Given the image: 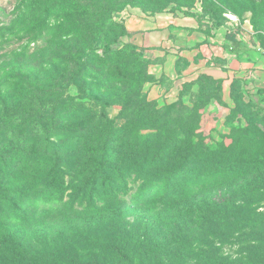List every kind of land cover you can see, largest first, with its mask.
<instances>
[{
	"label": "rangeland",
	"instance_id": "obj_1",
	"mask_svg": "<svg viewBox=\"0 0 264 264\" xmlns=\"http://www.w3.org/2000/svg\"><path fill=\"white\" fill-rule=\"evenodd\" d=\"M53 4H57L59 11L65 9L64 14L68 18L60 23L58 33L52 32V41L45 45L44 40H39L35 44V19L44 16L41 11ZM129 7H139L146 12L172 10L197 15L200 19L214 22V25L227 27L229 35L238 37L264 54V0H0V135L6 129H17L20 121L31 122L44 115H51L53 120L55 115H61L56 127L51 129L55 130L53 139L57 141L61 137L67 181L64 190H51L31 199L30 210L35 217L25 227L30 241L26 246L32 252L30 255L39 257L36 259L41 260L45 246L52 247L51 240L61 233L62 246L71 249L79 260L85 254L84 260H87L88 252L83 245L85 239L97 238L110 223L113 224L110 217L102 222L101 218L106 215L124 217L120 222L126 237L135 233L136 228L144 230L147 225L144 222L155 224L158 232L166 234L174 223L180 222L178 218L193 217L190 209L195 203L222 201L249 175L234 174L235 167L245 162H264V103L247 96L241 87V93L238 90L231 93V105L224 101L222 94V98L217 96L207 105L196 107V115L192 116L196 126L192 136L193 148L204 156L199 155L191 169H209L195 176L196 181H205V185L175 202L152 198L136 203L134 198L142 195L138 190L140 181L129 169L131 163L123 162L137 160L139 151L126 147L122 142L116 148L115 145L107 147L104 144L108 133L112 129H120L125 118L133 117L136 121L135 104L130 106V114L125 111L127 98L142 92L147 94L149 79L145 80V70L150 65L148 57L143 49L127 41L122 26L121 12ZM65 32L71 33L65 35ZM37 45L40 49L32 50ZM27 48L31 49L28 58ZM107 53H111L109 59L114 60L118 68L130 62L132 68L128 74L132 75V84L105 79L101 71L106 65L100 67L99 58ZM67 54L72 57L71 62L65 60ZM67 63L70 68H67ZM21 87L22 96L17 93V88ZM208 87L210 91L215 89L214 86ZM8 90L15 94L6 98L4 95ZM190 101L193 103L192 98L187 99L188 103ZM221 106L226 107V112ZM71 139L78 141L77 144L71 143ZM100 147V156L96 155L94 162L98 167L96 172L102 170L99 165H102L104 159L101 158L106 154L105 159L110 155L116 156L119 170L114 179H108L110 189L102 194L103 199L98 200L94 207V201L80 198L73 175L84 169L83 177H87L89 169L86 166L92 153L88 149ZM162 147L158 146L159 149ZM21 159L30 176H38L45 169L40 160ZM261 170L264 167L257 169L256 174ZM108 173L105 170V174ZM256 174L252 177L257 189L254 198L263 199L264 176ZM86 205H91V209L87 210ZM252 207L255 208L253 218L260 220V225L232 228L235 230L233 234L229 231L231 229H224V232H216L194 246L213 247L221 256L234 262L249 261L251 249L264 248V199ZM97 220L99 222H95ZM21 221L19 217L10 215L1 227ZM68 235H74L75 239L65 245L63 242ZM177 245L180 244H171L165 254L167 264H175L172 252L176 251ZM102 258L113 264L120 262L118 257L109 253ZM13 261L11 256L0 255V264H16ZM198 262L196 257L187 258L188 264Z\"/></svg>",
	"mask_w": 264,
	"mask_h": 264
},
{
	"label": "trees",
	"instance_id": "obj_2",
	"mask_svg": "<svg viewBox=\"0 0 264 264\" xmlns=\"http://www.w3.org/2000/svg\"><path fill=\"white\" fill-rule=\"evenodd\" d=\"M53 5L41 11L44 16L35 19L36 26L33 28L36 31V37L33 41L35 44L39 40H44L45 45L52 41V32L56 31L58 33L60 23L63 19L68 18L64 14L66 13L65 9L59 11L56 7L57 4ZM37 19H40V21ZM215 25L220 26V24ZM122 26L126 33L124 24ZM70 33L65 32V35ZM131 44L135 46L133 43ZM38 49H40V46L32 50ZM30 52L31 49L27 48L26 58L29 57ZM110 55L111 53H107L99 58V66L106 65L105 70L101 71L106 77L105 79L111 80L113 83L123 81L132 84V75L128 74L130 68H132L130 62H126L118 68L114 65V60L109 59ZM64 58L67 62L72 59L69 54L65 55ZM148 62H151L149 58ZM70 66L67 63V68H70ZM113 66L114 69H112ZM112 70L113 74L111 73ZM119 72L123 75H120ZM146 72H148L147 68L145 70V80L149 79L150 81L152 76L149 72L147 76ZM198 84L200 86L197 91L193 90V83L185 84L176 102L162 105L149 99L147 94L143 92L130 96L127 98L125 111H129L128 114H130L132 110L130 106L135 104L134 107L137 109L138 115L136 117L137 122L133 117L125 118L126 121L120 129H112L106 136L107 142L104 144H107V147L115 145L116 148L122 142L126 147L135 149L140 153L137 160L128 159L123 162L131 163L129 169L140 181L138 190L142 195H137L134 198L136 203L148 201L152 198L167 203L170 201L175 202L187 197L190 193H195L193 189L205 185V181H196L195 176L202 175L203 172L209 171V169L202 167L196 170L191 169L197 157L201 155V153L195 152L193 148L192 136L196 126L194 127L192 116L196 115V107L207 105L217 96L222 98L223 86L221 81L206 76L200 77ZM209 85L214 86L215 89L210 91ZM235 90L240 91V93L242 91L239 79L234 80L232 83L233 94ZM21 91L22 87L17 88V93L22 96ZM13 94L15 92L5 91L4 97L8 98ZM190 98H192L193 103L192 101L187 102V99ZM200 100L202 101L200 102ZM60 116L55 115L53 120L50 118L51 115H44L39 120L20 121L17 123V129H6L0 135L1 256H11L16 264H113L102 258L104 254L109 253L118 257L119 264H167L164 256L169 252L171 244L177 243L180 245H177L176 251L172 252L175 264H188L187 258L190 256L196 257L199 260L198 264H264L263 247L251 249L249 261L234 262L221 256L213 247L194 246L196 242L207 240L210 235L216 234V232H224V229H231L229 231L233 234L240 227L260 225L261 221L253 218L255 208L252 205L264 198H254L257 189L255 190L252 177L257 173V169L264 167V162L262 164L254 162L246 164L245 162L240 167H235L234 174L246 173L249 175L234 186L236 188L233 191L231 189L222 201L215 202L213 200L209 204L208 201L195 203L190 209L193 217L178 218L177 220L180 222L174 223L175 225L166 234L158 232L155 224L142 220L147 224L144 230L136 228L135 233L128 234L130 236L126 237L120 222L124 217L116 214H114L115 216L106 215L108 217L101 218L102 222H106L110 217L113 224L110 223L106 231L101 232L102 234H99L97 238H86V241L84 240V249L88 252L87 260H84L85 254L79 260L77 256H73L71 249L62 246L60 242L63 239L61 233H58L56 239L51 240V243L53 242L52 247L45 246L44 255L40 257L41 260L36 259L39 257L30 255L32 252L26 246L30 245V241L25 227H28L29 222L35 217V214L30 210L32 206L31 199L46 195L51 190H64L67 181V173L63 169L65 162L64 148H62L60 142L61 137L57 141L53 139L55 130L51 129L54 126L56 127L55 123H57L58 117L61 118ZM144 129L152 130L144 132ZM71 140L73 144L78 142ZM94 144L92 143V146ZM159 145L163 147L159 149ZM88 150L92 153H90L89 163L86 166L89 169L87 170V177H83L82 170L84 169H80L77 173H74L73 180L76 183L75 186H78L76 190L80 193V198L87 202L93 203L94 201L92 205L95 207L96 202L103 199L102 194L110 189V183L107 181L115 178V173L119 170V164L115 159L116 156L110 155L105 159L107 154L103 155L101 159L104 160L101 163L102 165H99L102 170L96 172L98 167L94 165V162L96 161V155L99 157L98 152L102 149L100 147L99 149L91 148ZM201 156H204V154ZM22 157L32 162L40 160L44 163L45 169H42L43 172L38 176L37 174L30 176L22 166ZM105 170L109 173L105 174ZM187 172H189L188 175H185ZM259 172L256 176H264V170ZM154 189L156 190L154 191ZM262 189H264V186ZM85 208L89 210L91 205H86ZM10 215L15 218L19 217L22 221L16 224L11 222L6 228L5 226L1 227L3 222L8 221ZM232 228H235V230ZM72 239H75V236L68 235L63 243L67 245ZM9 245L11 246L9 247Z\"/></svg>",
	"mask_w": 264,
	"mask_h": 264
},
{
	"label": "crops",
	"instance_id": "obj_3",
	"mask_svg": "<svg viewBox=\"0 0 264 264\" xmlns=\"http://www.w3.org/2000/svg\"><path fill=\"white\" fill-rule=\"evenodd\" d=\"M121 18L127 41L143 49L151 61L149 99L160 105L176 102L185 84L193 83L197 91L198 79L206 76L222 82L223 99L229 105L237 79L243 93L264 103V54L229 35L227 27L197 15L146 12L139 7L126 8Z\"/></svg>",
	"mask_w": 264,
	"mask_h": 264
}]
</instances>
